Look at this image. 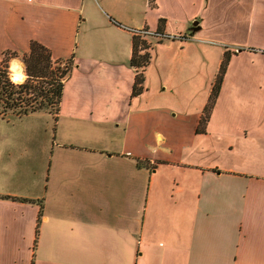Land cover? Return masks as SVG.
Masks as SVG:
<instances>
[{
	"label": "crops",
	"instance_id": "obj_1",
	"mask_svg": "<svg viewBox=\"0 0 264 264\" xmlns=\"http://www.w3.org/2000/svg\"><path fill=\"white\" fill-rule=\"evenodd\" d=\"M130 28L174 36L138 94ZM31 41L69 71L0 116V264H264V0H0V60Z\"/></svg>",
	"mask_w": 264,
	"mask_h": 264
},
{
	"label": "trees",
	"instance_id": "obj_2",
	"mask_svg": "<svg viewBox=\"0 0 264 264\" xmlns=\"http://www.w3.org/2000/svg\"><path fill=\"white\" fill-rule=\"evenodd\" d=\"M147 46V43L141 41L139 36H133V53L130 64L135 67L137 74L132 94H138L142 90L144 81L142 72L150 62L151 55L149 52H141V50L147 48ZM230 56L229 51L224 52L211 93L202 110L201 131L204 130L210 119ZM11 57H19L24 63L27 78L22 83H15L16 81L12 79L13 82L9 79L8 61ZM68 71V63L63 65L61 59L54 60L48 48L37 41H31L29 51L22 55L16 52H5L0 60V116L2 118L20 117L42 109L51 113H58L63 91V80Z\"/></svg>",
	"mask_w": 264,
	"mask_h": 264
},
{
	"label": "built area",
	"instance_id": "obj_3",
	"mask_svg": "<svg viewBox=\"0 0 264 264\" xmlns=\"http://www.w3.org/2000/svg\"><path fill=\"white\" fill-rule=\"evenodd\" d=\"M129 30L131 31L133 36H139L141 41L143 40L147 43V45H148L147 48L143 49L142 51H150L152 49L153 43L151 40H148L147 37L151 38V39L154 38V40H162V39L174 37L172 35H166V34L159 32V31L150 30L148 28H142V29L130 28ZM178 37H180V36H178Z\"/></svg>",
	"mask_w": 264,
	"mask_h": 264
},
{
	"label": "rangeland",
	"instance_id": "obj_4",
	"mask_svg": "<svg viewBox=\"0 0 264 264\" xmlns=\"http://www.w3.org/2000/svg\"><path fill=\"white\" fill-rule=\"evenodd\" d=\"M8 71L9 72H11L10 71V69H8ZM211 73H212V71H211ZM211 77H212V74H211ZM148 81H154L153 83H155L156 84V81H160L158 78H157V76H156V72H155V68H154V66H152L150 69H149V76H148ZM179 78H181L180 76H177V75H173L170 79H174L175 81L177 80L178 81V79ZM202 78L204 79V78H206V76L204 75V70H202ZM9 79L10 80H12V78H11V75H10V73H9ZM212 80V79H211ZM13 81V80H12ZM14 82V81H13ZM207 82L208 81H204V80H202L201 81V86H202V89L204 88V86L207 84ZM156 88V87H155ZM155 88H154V90H155Z\"/></svg>",
	"mask_w": 264,
	"mask_h": 264
},
{
	"label": "bare ground",
	"instance_id": "obj_5",
	"mask_svg": "<svg viewBox=\"0 0 264 264\" xmlns=\"http://www.w3.org/2000/svg\"><path fill=\"white\" fill-rule=\"evenodd\" d=\"M12 74V79L17 82L21 79L22 76H24L21 70V65L18 64V62H15L12 66Z\"/></svg>",
	"mask_w": 264,
	"mask_h": 264
},
{
	"label": "water",
	"instance_id": "obj_6",
	"mask_svg": "<svg viewBox=\"0 0 264 264\" xmlns=\"http://www.w3.org/2000/svg\"><path fill=\"white\" fill-rule=\"evenodd\" d=\"M197 22L193 23V25H195Z\"/></svg>",
	"mask_w": 264,
	"mask_h": 264
}]
</instances>
